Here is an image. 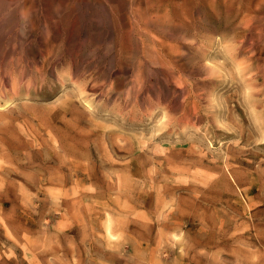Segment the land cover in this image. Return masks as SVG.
<instances>
[{
	"label": "rangeland",
	"instance_id": "rangeland-1",
	"mask_svg": "<svg viewBox=\"0 0 264 264\" xmlns=\"http://www.w3.org/2000/svg\"><path fill=\"white\" fill-rule=\"evenodd\" d=\"M0 8V264H264V0Z\"/></svg>",
	"mask_w": 264,
	"mask_h": 264
},
{
	"label": "bare ground",
	"instance_id": "bare-ground-1",
	"mask_svg": "<svg viewBox=\"0 0 264 264\" xmlns=\"http://www.w3.org/2000/svg\"><path fill=\"white\" fill-rule=\"evenodd\" d=\"M9 1H10V0H9ZM13 1H14V0H13ZM47 1H48V0H47ZM20 2H21V1H20ZM20 2H19V3H20ZM32 2H33V1H32ZM74 2H75V1H74ZM132 2H133V1H132ZM198 2H199V1H198ZM1 3H2V0H1ZM1 3H0V4H1ZM14 3H15V2H14ZM23 3H24V2H23ZM40 3H41V2H40ZM78 3H79V2H78ZM89 3H90V2H89ZM6 4H7V6H8L9 3L7 2ZM6 4H5V5H6ZM106 4H107V3H106ZM109 4H110V3H109ZM14 5H15V4H14ZM16 5H17V4H16ZM22 5H23V4H22ZM76 5H77V4H76ZM78 5H79V4H78ZM19 6H20V5H19ZM107 6H108V4H107ZM238 6H239V5H238ZM1 7H2V6H1ZM10 7H11V6H9V8H10ZM12 7L14 8V6H12ZM23 7H24V6H23ZM23 7H22L21 9H24ZM45 7H46V6H45ZM76 7H77V6H76ZM204 7H205V6H204ZM4 8H5V7H4ZM6 8H7V7H6ZM42 8H43V7H42ZM47 8H49V7H47ZM87 8H88V7H87ZM108 8H109V7H108ZM135 8H136V7H135ZM0 9H1V8H0ZM7 9H8V8H7ZM49 9H50V8H49ZM82 9H83V8H82ZM103 9H104V8H103ZM18 10H19V9H18ZM18 10L16 9V12H17ZM64 10H65V9H64ZM64 10H63V11H64ZM76 10H77V9H76ZM79 10H80V9H79ZM104 10H105V9H104ZM2 11H3V10H2ZM2 11H1V12H2ZM5 11H6V9H5ZM39 11H40V10H39ZM73 11H74V10H73ZM82 11H83V10H81V12H82ZM99 11H101V9H100ZM21 12H22V11H21ZM42 12H43V11H42ZM76 12H77V11H76ZM76 12H75V14H76ZM83 12H84V11H83ZM86 12H87V10H86ZM86 12H85V13H86ZM6 13H7V12H6ZM6 13H4V14H6ZM9 13H10V12H9ZM17 13H19V12H17ZM22 13H23V12H22ZM22 13H21V14H22ZM24 13H25V12H24ZM72 13H73V12H72ZM87 13H88V12H87ZM100 13H102V12H100ZM1 14H2V13H1ZM4 14H3V15H4ZM13 14H15V13H13ZM95 14H96V13H95ZM103 14H104V13H103ZM110 14H111V13H110ZM3 15H2V16H3ZM23 15H24V14H23ZM23 15H22V16H23ZM88 15H89V14H88ZM97 15H98V14H97ZM13 16H15V15H13ZM81 16H82V15H81ZM81 16H80V17H81ZM101 16H102V15H101ZM6 17H7V16H6ZM15 17H16V19H17V15H16ZM78 17H79V16H78ZM240 17H241V16H240ZM7 18H8V17H7ZM32 18H33V17H32ZM83 18H86V17H83ZM88 18H89V17H88ZM103 18H105V15H104ZM103 18H102V19H103ZM117 18H118V17H117ZM20 19H21V18H20ZM75 19H76V18H75ZM80 19H81V18H80ZM112 19H113V18H112ZM131 19H132V18H131ZM47 20H48V19H47ZM201 20H202V18H201ZM220 20H221V19H220ZM7 21H8V20H7ZM15 21H16V20H15ZM18 21H19V20H18ZM55 21H56V20H55ZM79 21H80V20H79ZM79 21H78V22H79ZM13 22H14V21H13ZM105 22H107V21H105ZM2 23H3V22H2ZM44 23H45V22H44ZM89 23H91V22H89ZM203 23H204V22H203ZM208 23H209V22H208ZM10 24H11V23H10ZM79 24H80V22H79ZM92 24H93V23H92ZM92 24H90V27H91ZM206 24H207V23H206ZM57 25H58V24H57ZM105 25H106V24H105ZM208 25H209V24H208ZM3 26H5V25H3ZM31 26H32V25H31ZM52 26H53V25H52ZM59 26H60V25H59ZM70 26H71V25H70ZM179 26H180V25H179ZM182 26H183V25H182ZM1 27H2V26H1ZM5 27H6V26H5ZM71 27H72V26H71ZM106 27H107V26H106ZM8 28H9V25H8ZM232 28H235V27H232ZM2 29H5V28L3 27ZM44 29H45V28H44ZM88 29H89V28H88ZM95 29H96V28H95ZM132 29H133V27H132ZM6 30H7V29H6ZM82 30H83V29H82ZM133 30H134V29H133ZM3 31H4V30H3ZM45 31H46V30H45ZM47 31H49V30H47ZM112 31H113V30H112ZM203 31H205V30H203ZM226 31H227V30H226ZM226 31H225V32H226ZM1 32H2V31H1ZM52 32H53V31H52ZM84 32H85V31H84ZM86 32H87V31H86ZM93 32H94V31H93ZM106 32H108V31H106ZM132 32H133V31H132ZM200 32H202V31H200ZM207 32H208V31H207ZM2 33H3V32H2ZM2 33H1V34H2ZM39 33H40V32H39ZM57 33H58V32H57ZM60 33H61V31H60ZM89 33H90V32H89ZM112 33H113V32H112ZM143 33H144V32H143ZM210 33H211V32H210ZM213 33H214V32H213ZM81 34H82V33H81ZM84 34H85V33H84ZM84 34H83V35H84ZM145 34H146V33H145ZM216 34H217V33H216ZM230 34H231V33H230ZM90 35H91V33H90ZM94 35H95V34H94ZM104 35H105V34H104ZM108 35H109V34H108ZM202 35H203V34H202ZM210 35H211V34H210ZM219 35H220V34H219ZM221 35H222V34H221ZM223 35H224V34H223ZM24 36H25V35H24ZM26 36H27V35H26ZM51 36H52V35H51ZM54 36H55V34H54ZM62 36H63V34H62ZM92 36H93V35H92ZM178 36H179V35H178ZM204 36H206V35H204ZM214 36H215V35H214ZM3 37H4V36H3ZM5 37H6V36H5ZM94 37H96V36H94ZM149 37H150V36H149ZM185 37H186V36H185ZM1 38H2V36H1ZM23 38H24V37H23ZM55 38H56V37H55ZM61 38H62V37H61ZM61 38H60V39H61ZM84 38H85V37H84ZM96 38H97V37H96ZM106 38H107V37H106ZM113 38L115 39V36H114ZM133 38H134V37H133ZM182 38H183V37H182ZM203 38H204V37H203ZM2 39H3V38H2ZM21 39H22V38H21ZM53 39H54V38H53ZM81 39H82V38H81ZM81 39H80V40H81ZM85 39H86V38H85ZM89 39H90V37H89ZM89 39H88V40H89ZM179 39H180V37H179ZM186 39H187V38H186ZM4 40H5V39H4ZM17 40H18V39H17ZM65 40H66V39H65ZM88 40H86V42H87ZM101 40H102V39H101ZM104 40H105V39H104ZM177 40H178V38H177ZM187 40H188V39H187ZM191 40H192V39H191ZM30 41H31V39H30ZM39 41H40V40H39ZM51 41H52V40H51ZM78 41H79V40H77V42H78ZM181 41H182V40H181ZM24 42H25V41H24ZM24 42H22V43H24ZM40 42H41V41H40ZM52 42H53V41H52ZM82 42H83V41H82ZM89 42H90V41H89ZM105 42H106V41H105ZM188 42H189V41H188ZM234 42H235V41H234ZM25 43H26V42H25ZM27 43H28V42H27ZM75 43H76V42H75ZM79 43H80V42H79ZM109 43H110V41H109ZM144 43H145V42H144ZM195 43H196V42H195ZM0 44H1V43H0ZM41 44H42V43H41ZM59 44H60V43H59ZM68 44H69V43H67V46H68ZM95 44H96V43H95ZM203 44H204V43H203ZM4 45H5V42H4ZM21 45H22V44H21ZM23 45H24V44H23ZM57 45H58V44H57ZM74 45H75V44H74ZM82 45L84 46V43H83ZM93 45H94V44H93ZM102 45H103V43H102ZM194 45H195V44H194ZM1 46H2V45H1ZM95 46L98 47L99 45L96 44ZM112 46H114V45H112ZM198 46H199V45H198ZM64 47H65V46H64ZM86 47H87V46H86ZM101 47H104V46H101ZM106 47H107V46H106ZM114 47H115V46H114ZM133 47H134V45H133ZM201 47H202V46H201ZM1 48H2V47H1ZM80 48H81V47H80ZM104 48H105V47H104ZM197 48H198V47H197ZM204 48H205V47H204ZM56 49H57V48H56ZM87 49H88V47H87ZM98 49H99V48H98ZM107 49H108V48H107ZM0 50H1V49H0ZM102 50H104V49L102 48ZM149 50H150V49H149ZM149 50H148V51H149ZM75 51H76V48H75ZM107 51H108V50H107ZM151 51H152V50H151ZM187 51H188V50H187ZM87 52H88V51H87ZM81 53H82V52H81ZM96 53H97V52H96ZM101 53H102V52H101ZM136 53H137V52H136ZM20 54H21V53H20ZM76 54H78V53H76ZM88 54H90V53H88ZM154 54H155V53H154ZM74 55H75V54H74ZM90 55H91V54H90ZM94 55H95V54H94ZM100 55H101V54H100ZM103 55H104V54H103ZM114 55H115V53H114ZM82 56H83V55H82ZM95 56H96V55H95ZM98 56H99V55H98ZM105 56H106V55H105ZM248 56H249V55H248ZM248 56H247V57H248ZM73 57H74V56H73ZM99 57H100V56H99ZM114 57H115V56H114ZM134 57H135V56H134ZM148 57H149V56H148ZM156 57H157V56H156ZM158 57H159V56H158ZM162 57H163V56H162ZM192 57H194V56L192 55ZM22 58H23V57H22ZM78 58H79V57H78ZM92 58H93V57H92ZM111 58H112V57H111ZM149 58H151V57H149ZM164 58H165V57H164ZM248 58H251V57H248ZM6 59H8V58H6ZM20 59H21V58H20ZM51 59H52V58H51ZM81 59H82V58H81ZM95 59H96V58H95ZM103 59L105 60V58H103ZM103 59L101 58L100 60H103ZM188 59H189V58H188ZM246 59H247V58H246ZM76 60H77V59H76ZM76 60H75V61H76ZM109 60H110V59H109ZM113 60H114V59H113ZM146 60H147V59H146ZM166 60H167V59H166ZM250 60H251V59H250ZM80 61H81V60H80ZM110 61H112V60H110ZM186 61H187V59H186ZM202 61H203V59H202ZM91 62H92V61H91ZM102 62H103V61H102ZM107 62H108V61H107ZM134 62H135V61H134ZM150 62H151V61H150ZM166 62H167V61H166ZM187 62H188V61H187ZM76 63H77V62H76ZM79 63H80V62H79ZM103 63H105V62H103ZM113 63H114V61H113ZM118 63H119V62H118ZM153 63H154V62H153ZM155 63H156V61H155ZM69 64H70V63H69ZM74 64H75V63H74ZM82 64H83V61H82ZM91 64H92V63H91ZM131 64H132V63H131ZM45 65H46V64H45ZM58 65H59V64H58ZM61 65H62V64H61ZM87 65H88V64H87ZM95 65H96V63H95ZM102 65H104V64H102ZM102 65H101V66H102ZM152 65H153V64H152ZM158 65H159V64H158ZM161 65H162V64H161ZM54 66H55V64H54ZM91 66H92V65H91ZM91 66H90V67H91ZM101 66H100V67H101ZM109 66H110V65H109ZM132 66H133V65H132ZM156 66H157V65H156ZM72 67H73V66H72ZM77 67H78V65H77ZM80 67H81V66H80ZM95 67H96V66H95ZM100 67H99V68H100ZM103 67H104V66H103ZM113 67H114V66H113ZM141 67H142V66H141ZM162 67H163V66H162ZM242 67H243V66H242ZM101 68H102V67H101ZM106 68H108V66H107ZM156 68H158V67H156ZM243 68H244V67H243ZM4 69H5V68H4ZM72 69H73V68H72ZM108 69H109V68H108ZM24 70H25V69H24ZM70 70H71V69H70ZM88 70H89V69H88ZM127 70H128V69H127ZM149 70H150V69H149ZM170 70L172 71V69H170ZM195 70H196V69H195ZM40 71H41V70H40ZM71 71H72V70H71ZM81 71H82V70H81ZM98 71H99V69H98ZM128 71H129V70H128ZM130 71H131V70H130ZM173 71H174V70H173ZM0 72H1V71H0ZM99 72H100V71H99ZM108 72H109V71H108ZM3 73H4V72H3ZM38 73H40V72L38 71ZM71 73H72V72H71ZM100 73H102V72H100ZM144 73H145V71H144ZM0 74H1V73H0ZM22 74H23V73H22ZM56 74L58 75L57 72H56ZM78 74H79V73H78ZM80 74H81V72H80ZM98 74H99V73H98ZM117 74H118V73H117ZM176 74H177V73H176ZM3 75H4V74H3ZM42 75H43V74H42ZM92 75H93V74H92ZM95 75H96V74H95ZM99 75H100V74H99ZM103 75H104V74H103ZM180 75H181V74H180ZM252 75H253V74H252ZM14 76H15V75H14ZM44 76H45V75H44ZM104 76H105V75H104ZM139 76H140V74H139ZM158 76H159V75H158ZM10 77H11V76H10ZM16 77H17V76H16ZM95 77H96V76H95ZM109 77L111 78V76H109ZM179 77H180V76H179ZM179 77H178V78H179ZM248 77H249V76H248ZM250 77H251V76H250ZM250 77H249V78H250ZM253 77H254V76H253ZM0 78H1V77H0ZM33 78H34V77H33ZM71 78H72V77H71ZM73 78H74V76H73ZM173 78H174V77H173ZM5 79H6V78H5ZM10 79H11V78H10ZM13 79H15V78H13ZM28 79H29V78H28ZM105 79H106V78H105ZM129 79H130V78H129ZM160 79H161V78H160ZM163 79H164V78H163ZM163 79H161V80H163ZM201 79H202V78H201ZM25 80L27 81L26 78H25ZM40 80H41V79H40ZM59 80H60V79H59ZM99 80H100V79H99ZM124 80H125V79H124ZM138 80H139V79H138ZM202 80H203V79H202ZM205 80H206V79H205ZM15 81H16V80H15ZM34 81H35V80H34ZM93 81H96V80H93ZM105 81L108 82V80H105ZM2 82H3V81H1L0 84H1ZM4 82H6V81H4ZM11 82H12V81H11ZM101 82H102V81H101ZM128 82H129V81H128ZM252 82H253V81H252ZM6 83H7V82H6ZM20 83H22V82H20ZM31 83H32V82H31ZM31 83H30V85H31ZM34 83H35V82H34ZM90 83H92V82H90ZM96 83H98V82H96ZM104 83H105V82H104ZM104 83H103V84H104ZM130 83H131V82H130ZM181 83H182V81H181ZM250 83H251V82H250ZM14 84H15V83H14ZM14 84H13V85H14ZM103 84H102V85H103ZM107 84H108V83H107ZM114 84H115V82H114ZM163 84H164V83H163ZM182 84H184V83H182ZM186 84H187V83H186ZM7 85H8V84H7ZM20 85H21V84H20ZM111 85H112V83H111ZM2 86H4V85H2ZM32 86H33V85H32ZM94 86H95V85H94ZM97 86H98V84H97ZM97 86H96L95 88H97ZM103 86H104V85H103ZM127 86H128V85H127ZM129 86H130V85H129ZM129 86H128V88H129ZM157 86H158V85H157ZM177 86H178V85H177ZM187 86H188V85H187ZM5 87H6V86H5ZM7 87H8V86H7ZM99 87H100V86H99ZM112 87H113V86H112ZM173 87H174V86H173ZM185 87H186V86H185ZM202 87H203V86H202ZM258 87H259V86H258ZM29 88H30V87H29ZM131 88H132V87H131ZM158 88H159V87H158ZM176 88H177V87H176ZM183 88H184V87H183ZM260 88H261V87H260ZM14 89H15V88H14ZM31 89H32V88H31ZM97 89H98V88H97ZM104 89H105V88H104ZM112 89H113V88H112ZM169 89H170V88H169ZM169 89H168V90H169ZM197 89H198V88H197ZM5 90H6V89H5ZM5 90H4V91H5ZM27 90H28V89H27ZM130 90H131V89H130ZM133 90H134V89H133ZM133 90H132V91H133ZM146 90H147V89H146ZM151 90H152V89H151ZM158 90H159V89H158ZM178 90H179V89H178ZM29 91H30V89H29ZM89 91H90V90H89ZM109 91H110V90H109ZM112 91H113V90H112ZM112 91H111V92H112ZM138 91H139V90H138ZM161 91H162V90H161ZM166 91H167V90H166ZM174 91H175V90H174ZM179 91H180V90H179ZM199 91H200V90H199ZM93 92H94V91H93ZM151 92H153V91H151ZM151 92H150V93H151ZM154 92H155V91H154ZM172 92H173V91H172ZM202 92H203V91H202ZM256 92H258L257 89H256ZM113 93H114V91H113ZM122 93H123V92H122ZM122 93H121V94H122ZM160 93H161V92H160ZM192 93H193V92H192ZM199 93H200V92H199ZM253 93H254V91H253ZM102 94H103V93H102ZM129 94H130V93H129ZM143 94H145V93H143ZM154 94H155V93H154ZM156 94H157V93H156ZM251 94H252V93H251ZM0 95H1V94H0ZM93 95H94V94H93ZM98 95H99V94H98ZM98 95H97V96H98ZM117 95H119V94H117ZM122 95H123V94H122ZM138 95H139V94H138ZM177 95H178V94H177ZM183 95H184V94H183ZM257 95H258V94H257ZM2 96H3V95H2ZM101 96H102V95H101ZM131 96H132V95H131ZM136 96H137V95H136ZM198 96H199V95H198ZM104 97H105V96H104ZM128 97H129V96H128ZM144 97H145V96H144ZM144 97H143V98H144ZM256 97H258V96H256ZM259 97H260V96H259ZM101 98H102V97H101ZM107 98H109V97H107ZM124 98H125V97H124ZM190 98H191V97H190ZM129 99H130V98H129ZM138 99H139V97H138ZM172 99H173V97H172ZM197 99H198V98H197ZM131 100H132V99H131ZM136 100H137V99H136ZM136 100H135V101H136ZM148 100H149V99H148ZM178 100H179V99H178ZM187 100H188V99H187ZM108 101H109V100H108ZM114 101H115V100H114ZM119 101H120V100H119ZM126 101H127V100H126ZM137 101H138V100H137ZM139 101H140V100H139ZM146 101H147V100H146ZM171 101H172V100H171ZM171 101H170V102H171ZM127 102H128V101H127ZM141 102H142V101H141ZM151 102H152V101H151ZM165 102H166V101H165ZM120 103H121V102H120ZM123 103H124V102H123ZM133 103H134V102H133ZM136 103H137V102H136ZM163 103H164V102H163ZM172 103H173V102H172ZM197 103H198V102H197ZM143 104H144V103H143ZM147 104H148V103H147ZM158 104H159V103H158ZM124 105H125V104H124ZM141 106H142V105H141ZM143 106H144V105H143ZM164 106H165V105H164ZM168 106H169V105H168ZM199 107H200V106H199ZM167 108H168V107H167ZM169 108H170V107H169ZM200 108H201V107H200ZM140 109H141V108H140ZM152 109H153V108H152ZM183 110H184V109H183ZM197 110H198V109H197ZM199 110H200V109H199ZM258 110H259V109H258ZM167 111H168V109H167ZM169 111H170V110H169ZM189 111H190V110H189ZM193 111H194V110H193ZM263 111H264V110H263ZM131 113H132V112H131ZM168 114L170 115L169 112H168ZM183 114H184V113H183ZM191 114H192V113H191ZM175 115H176V114H175ZM180 115H181V114H180ZM186 115H187V114H186ZM171 116H172V115H171ZM173 117H174V116H173ZM177 117H178V116H177ZM177 117H176V118H177ZM184 117H186V116H184ZM177 119H178V118H177ZM172 120H173V119H172ZM174 122H176V121H174ZM174 122H173V123H174ZM182 122H183V121H182ZM194 122H195V121H194ZM170 123H171V122H170ZM197 123L199 124L198 120H197ZM200 123H201V122H200ZM179 124H180V122H179ZM190 125H191V124H190ZM170 131H171V130H170ZM170 131H169V132H170ZM172 132H173V131H172ZM162 134H163V133H162ZM105 154H106V153H105ZM105 154H104V155H105ZM106 156H107V155H106ZM110 158H111V157H110ZM255 159H256V158H255ZM241 160H242V159H241ZM244 160H245V159H244ZM112 161H113V160H111V162H112ZM232 161H233V160H232ZM230 163H231V162H230ZM233 164H234V163H233ZM249 164H250V163H249ZM107 165H108V164H107ZM239 168H240V167H239ZM259 188H260V187H259Z\"/></svg>",
	"mask_w": 264,
	"mask_h": 264
}]
</instances>
